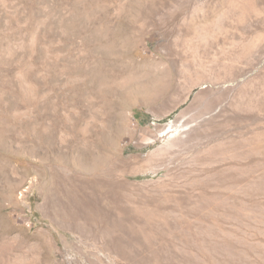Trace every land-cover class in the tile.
Instances as JSON below:
<instances>
[{
    "label": "rangeland",
    "instance_id": "obj_1",
    "mask_svg": "<svg viewBox=\"0 0 264 264\" xmlns=\"http://www.w3.org/2000/svg\"><path fill=\"white\" fill-rule=\"evenodd\" d=\"M0 264H264V0H0Z\"/></svg>",
    "mask_w": 264,
    "mask_h": 264
}]
</instances>
